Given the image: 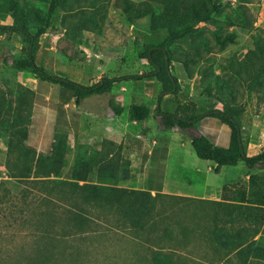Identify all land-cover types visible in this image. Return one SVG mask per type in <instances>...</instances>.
Wrapping results in <instances>:
<instances>
[{
    "label": "rangeland",
    "instance_id": "374dc122",
    "mask_svg": "<svg viewBox=\"0 0 264 264\" xmlns=\"http://www.w3.org/2000/svg\"><path fill=\"white\" fill-rule=\"evenodd\" d=\"M12 1L22 6L28 22L36 26L42 23L47 0ZM72 14L59 11L54 24L37 38V64L55 75L84 83L97 78H90L94 70L107 77L152 70L137 56L146 44L157 40L149 30V19L132 25L110 0L100 32L95 33L76 27ZM10 24V18L0 14V26ZM200 26L199 34L174 43L171 73L177 78V91L163 96L160 107L183 117L221 110L224 103L242 109L236 119L241 139L246 154L255 155L264 148V85L249 89L244 71L236 68L254 48V41L264 39V0H222L221 13L214 22ZM216 29L222 38L233 37L222 49L214 40ZM25 52L26 43L19 33L0 31V264H151L155 251L171 256L175 264H239L235 256L226 259L224 252L215 249L211 230L219 226L231 232L260 230L258 214L246 222L240 213L251 206L246 203L250 176L260 185L264 169L249 170L243 163L226 167L225 181L217 194L220 200L155 193L161 196L155 199L148 219L141 221L142 228L127 222L114 208L84 203L62 182L78 153L113 165L117 185L124 188L147 191L144 159L150 156L149 183L161 184L170 148L172 156L177 154L189 171L191 178L186 176V182L195 178L214 186L218 179L214 173L206 175L213 163L195 156L186 132L178 128L161 131L155 113L161 86L155 79L121 81L113 95L84 100L85 109L98 110L103 116L111 97H117L116 104L123 107L147 105L151 114L141 123H132L128 117L120 119L119 144L102 136L90 143L91 151H85V146L90 148L86 141H79L74 148L67 145L62 176L42 177L35 170L38 153H32L17 133L27 129L20 118L30 116L35 79L10 65ZM77 111L84 112L83 108ZM83 122L79 128L84 126L85 135L89 126ZM145 125L154 134L148 136ZM193 131L203 135L200 121ZM178 139L186 145L183 150L176 148ZM77 212L86 216V225H74L72 216Z\"/></svg>",
    "mask_w": 264,
    "mask_h": 264
},
{
    "label": "trees",
    "instance_id": "16d2710c",
    "mask_svg": "<svg viewBox=\"0 0 264 264\" xmlns=\"http://www.w3.org/2000/svg\"><path fill=\"white\" fill-rule=\"evenodd\" d=\"M109 5L110 0H47V11L44 16L40 17L43 18L42 23L36 26L33 21L26 20L28 17L16 1L0 0V14L11 20L9 26H0V31L19 33L26 43L25 54L12 60L11 68L16 72H28L35 79L58 85L72 92L76 105L87 97L109 94L113 84L120 81L155 79L161 86L155 106L159 125L164 129L178 128L186 132L198 159L212 162L215 166V173L221 167H235L239 163H243L249 170L264 169V148L251 156L245 152L236 120L237 116L242 113V109L224 103L221 110H211L193 117H183L166 112L160 107L163 96L172 95L177 91V78L171 73L173 46L175 45L174 48H176L174 43L184 40L189 35L199 34L202 31L200 25L214 22L215 17L221 13L222 0H144L139 3L130 0H114V7L126 15L130 24L134 25L139 21L149 19V30L157 36V40L149 42L137 53L138 58L152 68L149 72L112 78L102 76L96 83L82 85L66 77L55 75L36 63L37 38L54 24L59 11L75 13L72 15L76 27L99 33ZM84 9L88 11L83 12ZM212 33L216 44L221 49L227 42L233 41L232 36L220 37L217 29ZM236 70L244 71L249 89L263 87L264 39L254 41V48L246 53L242 64ZM108 105L116 116L127 110L129 120L135 123L146 121L151 114V109L144 104L132 103L127 108H123L110 100ZM206 117L217 119L229 129L227 146H216L205 136L192 132L195 123ZM22 122H26L29 126L30 116L26 119L20 118V123ZM28 126L26 130L20 129L17 133L34 153L36 151L27 143ZM66 150L67 144L64 137L56 136L51 151L49 153L40 152L35 157V170L39 171L44 178L61 177L66 163ZM29 154L28 152L26 155ZM100 159L99 161L88 159L78 153L68 177L61 181L79 194L84 203L114 208L127 222L142 228L141 221L148 219L154 209L155 199L161 194L151 195L147 191L118 186L114 166ZM27 170L31 171V168ZM92 175H94V181L91 180ZM246 203L251 205L246 206L247 209H255L254 212H249L247 217L255 218L257 209L261 213V218L264 217L263 180H260V185H258L255 176H250V192ZM86 221V216L81 212L72 216L75 226L82 227L86 225ZM256 234L257 231H253L250 235L245 231H237L235 234L213 231L211 235L216 243L215 249L224 252L225 257L234 254L238 258L251 256L264 260V238L260 236L254 240ZM151 264H175V262L171 256L155 251Z\"/></svg>",
    "mask_w": 264,
    "mask_h": 264
},
{
    "label": "crops",
    "instance_id": "0c3cea01",
    "mask_svg": "<svg viewBox=\"0 0 264 264\" xmlns=\"http://www.w3.org/2000/svg\"><path fill=\"white\" fill-rule=\"evenodd\" d=\"M94 71V73H91L90 78L94 76L97 78L94 79L92 82L84 83L83 81L72 79L70 80L82 85H90L96 83L100 80L103 75H100L101 72L97 70ZM112 77L109 76V78ZM34 81L35 85L33 87V101L31 104L30 124L27 130V143L37 153H49L52 149V144L56 136L64 137L66 144L69 145L70 148H74L76 144L79 143V141H86V143L90 145V148H87V146H85V151H91L92 144L90 143L97 138H101L102 136L108 137V140L113 143H120L121 120L126 119L128 117V113L127 110H125L121 115L116 116L109 108L108 102L110 100H113L114 102L115 100L117 101V97H111L108 100L106 115L103 116L98 110H87L85 109L84 105L82 106V102L84 100L99 97L100 95L87 97L83 99L79 105H76L72 92L63 89L58 85H54L39 79H35ZM120 82L113 84L110 95H113L115 86ZM118 106L123 107L122 105ZM78 108H83L84 112L82 115L78 113ZM85 121H87L89 129L88 131H86L85 135H83L82 133L84 132V126H82V128H79V125L80 123L82 125V122L83 124H85ZM125 123L128 124L129 122L126 120ZM118 124L119 126H116ZM115 127L117 129H114ZM144 127L148 129V136L154 134V131L151 130L148 125H145ZM159 127L161 128V131L162 129H164L160 125ZM200 130L203 136L212 141L216 146L225 147L228 145L230 135L229 129L225 125L221 124L217 119L211 117L202 118L200 120ZM80 132L81 135H79ZM192 132L196 134L193 130ZM146 144H148V142H146ZM157 144L158 143H156V146ZM184 147H186L185 143L181 144L180 139H178L176 148L179 150H183ZM171 151L172 150L170 148L169 155L167 156V159L164 160L165 162L164 170L162 171V183L159 185L149 183V178L147 175V172L148 174H150L151 172V167L149 165L151 161L150 158H152V156L146 157L144 159L146 161V168L144 170L146 174L145 185L147 191H149L153 195H155V193H163L166 195H173L177 197L215 198L220 200V198L217 197V194L223 187V183L225 181V178L223 176V170L226 169V167H221L217 173L214 172V164L207 167L205 171L206 175L209 173H214L216 178L218 179L217 184H215L214 186L212 184L210 185L208 183H204L203 181L197 180L195 178H192L191 181L186 182L184 178L186 176L190 177L188 175L189 171L184 162L178 158L177 154L172 156ZM195 173H200V171L196 170ZM242 201L243 200L241 198L240 202L242 203ZM254 211L255 209H245L243 212L240 213V215H243L244 220L247 222L250 221V218L247 217V214L249 212ZM256 212L259 216V220H257L259 221L258 227H260V230H256L257 234L254 236V240H257L260 236L264 238V217L261 218V213L260 211H258V209ZM213 231H222L235 234L237 231L245 230L242 229L231 232L230 229L226 228L225 226H219L216 230H211V234ZM253 231L245 232L250 235L251 233H253ZM232 256L235 255L231 254L227 256L226 259ZM235 259L239 261V264H256L258 262V264L264 263L263 259L252 258L251 256H243L241 258L235 256Z\"/></svg>",
    "mask_w": 264,
    "mask_h": 264
}]
</instances>
